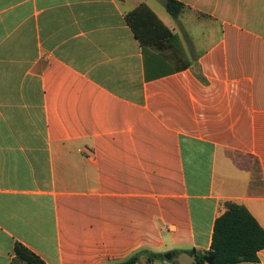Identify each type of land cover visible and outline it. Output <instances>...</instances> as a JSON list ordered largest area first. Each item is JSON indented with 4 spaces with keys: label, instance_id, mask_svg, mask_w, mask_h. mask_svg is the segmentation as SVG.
<instances>
[{
    "label": "crops",
    "instance_id": "0c3cea01",
    "mask_svg": "<svg viewBox=\"0 0 264 264\" xmlns=\"http://www.w3.org/2000/svg\"><path fill=\"white\" fill-rule=\"evenodd\" d=\"M163 1L0 0V264H195L228 203L264 229V0Z\"/></svg>",
    "mask_w": 264,
    "mask_h": 264
},
{
    "label": "trees",
    "instance_id": "16d2710c",
    "mask_svg": "<svg viewBox=\"0 0 264 264\" xmlns=\"http://www.w3.org/2000/svg\"><path fill=\"white\" fill-rule=\"evenodd\" d=\"M164 7L169 15L177 17L184 5L176 0H164ZM134 37L142 45L156 42V26L162 23L145 5L140 4L125 15ZM154 28V29H153ZM264 249V229L243 206L228 203L226 211L216 218L213 225L210 249L205 252L187 251L195 264H206L204 256H213V264H242L256 263L257 253ZM141 256L147 259L162 258L161 255L151 254L140 250L117 264H137ZM10 264H44V262L26 247L16 243L13 248V258Z\"/></svg>",
    "mask_w": 264,
    "mask_h": 264
},
{
    "label": "water",
    "instance_id": "95a60500",
    "mask_svg": "<svg viewBox=\"0 0 264 264\" xmlns=\"http://www.w3.org/2000/svg\"><path fill=\"white\" fill-rule=\"evenodd\" d=\"M164 258L169 260L171 258V253L164 254ZM214 257L213 256H204V261L206 264H213Z\"/></svg>",
    "mask_w": 264,
    "mask_h": 264
},
{
    "label": "rangeland",
    "instance_id": "374dc122",
    "mask_svg": "<svg viewBox=\"0 0 264 264\" xmlns=\"http://www.w3.org/2000/svg\"><path fill=\"white\" fill-rule=\"evenodd\" d=\"M181 261L184 262V261H188V258L186 256H181ZM165 264H169L168 262H166Z\"/></svg>",
    "mask_w": 264,
    "mask_h": 264
}]
</instances>
